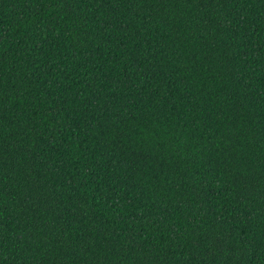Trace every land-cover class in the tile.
Listing matches in <instances>:
<instances>
[{"label": "trees", "instance_id": "1", "mask_svg": "<svg viewBox=\"0 0 264 264\" xmlns=\"http://www.w3.org/2000/svg\"><path fill=\"white\" fill-rule=\"evenodd\" d=\"M0 264H264V0H0Z\"/></svg>", "mask_w": 264, "mask_h": 264}]
</instances>
